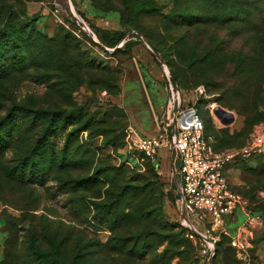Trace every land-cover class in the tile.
Wrapping results in <instances>:
<instances>
[{"label": "rangeland", "instance_id": "374dc122", "mask_svg": "<svg viewBox=\"0 0 264 264\" xmlns=\"http://www.w3.org/2000/svg\"><path fill=\"white\" fill-rule=\"evenodd\" d=\"M238 1L253 10L249 20L207 9L213 19L192 25L179 14H201L198 0H0V28L28 18L37 32L18 27L16 45L2 49L26 65L0 78V116L24 104L59 124L32 174L31 165L16 172L32 140L45 141L39 126L0 154V264H38L31 242L65 264H197L196 245L175 224L169 148L153 162L126 147L130 130L157 135L168 71L213 144L233 155L227 175L247 202L228 224L243 248L224 237L214 262L264 264V62L254 63L264 0ZM115 31L123 39L106 45L100 35Z\"/></svg>", "mask_w": 264, "mask_h": 264}, {"label": "built area", "instance_id": "2783aa9c", "mask_svg": "<svg viewBox=\"0 0 264 264\" xmlns=\"http://www.w3.org/2000/svg\"><path fill=\"white\" fill-rule=\"evenodd\" d=\"M166 73L168 100L163 117L157 121V135L130 130L126 147L153 162H157L161 146L169 148L176 220L196 245L199 264H215L217 247L224 237H231L233 244L243 248L241 231L233 235L228 224L239 211L247 212V202L234 191L227 175L233 155L215 148L205 135L197 105L172 74ZM184 101L187 108H183Z\"/></svg>", "mask_w": 264, "mask_h": 264}, {"label": "trees", "instance_id": "16d2710c", "mask_svg": "<svg viewBox=\"0 0 264 264\" xmlns=\"http://www.w3.org/2000/svg\"><path fill=\"white\" fill-rule=\"evenodd\" d=\"M250 1V3L256 4L255 1ZM200 4H203V11L200 12L201 14L198 15H188L186 13L179 14L181 23H188V24H196L203 21H209V18L211 17L209 14L214 13L220 14V12L224 13V16H221L220 19L224 20H231L234 21L237 18H242L249 20L253 16V10L250 8H247L245 3H241L238 0H198ZM142 2H139L136 4L132 10L133 13H138L143 9ZM181 6V4H180ZM241 7H243L245 10L240 11ZM208 9L209 14H206V10ZM216 11V12H215ZM244 14V15H243ZM213 17V16H212ZM219 17V16H217ZM240 18V19H241ZM195 19V20H194ZM20 28L21 34L25 36H37L36 32V26L33 22H31L30 19H26L25 21H22L18 25H15L11 20H6L5 25L0 28V55L2 54L3 50L9 48L10 46H15L17 43L16 34L20 33L19 30H16L17 28ZM124 32L122 31H115L114 34L111 36L113 39L109 40L104 35H100L101 40L108 46H115L119 41H121L124 37ZM262 53H260V58L256 60L254 63L264 62V36L262 37ZM14 59L13 64H10L9 60L11 61ZM25 60L21 59V57L16 54L15 56H7L1 58L0 57V78H4L8 75L10 71H12L11 68L18 69L23 68L25 64ZM26 65V64H25ZM22 66V67H21ZM172 77L176 79L181 86L183 90L184 87L178 80L177 76L172 73ZM18 109V110H17ZM62 117H65V121H68L67 111H64L61 114ZM205 124V123H204ZM58 122L54 115H50V112L48 110H34L29 108L28 106L24 104H20L17 106H13L9 109H7L6 113L3 116H0V154H2L11 144H13L14 141L20 142L22 139L25 138L26 132L28 130H32V128L39 126L41 128V133L43 141L41 137L35 142L30 144L28 153L24 159V161L19 164L17 167L16 175L17 177H21L27 170V167L31 165V172L34 165L38 161V152H40V148L48 147L50 148L52 143H50V138L54 132L57 130ZM205 135H207L206 132V126H205ZM42 140V141H41ZM215 146V145H214ZM217 149V147L215 146ZM218 150V149H217ZM175 201V194L173 191V203ZM184 233L185 230L180 226L179 222L176 220L175 223ZM166 237H169V234H167ZM187 238V237H186ZM187 240L191 243L188 238ZM220 244V242H219ZM218 244V247H219ZM217 247V252H218ZM30 248L32 250V254L34 255L35 259L38 261V264H65L55 252L48 251V250H42L37 246L34 242H31ZM217 256V253H216ZM216 259V258H215ZM215 261V260H214ZM197 264H199V256L197 258Z\"/></svg>", "mask_w": 264, "mask_h": 264}]
</instances>
